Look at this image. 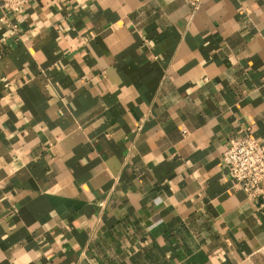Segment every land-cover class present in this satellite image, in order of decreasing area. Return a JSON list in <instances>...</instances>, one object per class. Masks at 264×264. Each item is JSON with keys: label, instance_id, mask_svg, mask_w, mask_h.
<instances>
[{"label": "crops", "instance_id": "crops-1", "mask_svg": "<svg viewBox=\"0 0 264 264\" xmlns=\"http://www.w3.org/2000/svg\"><path fill=\"white\" fill-rule=\"evenodd\" d=\"M191 1L0 8V264H264V0Z\"/></svg>", "mask_w": 264, "mask_h": 264}, {"label": "built area", "instance_id": "built-area-1", "mask_svg": "<svg viewBox=\"0 0 264 264\" xmlns=\"http://www.w3.org/2000/svg\"><path fill=\"white\" fill-rule=\"evenodd\" d=\"M27 0H0L4 13L19 11ZM198 0H192L196 6ZM222 161L237 187L258 205L264 204V144L249 129L230 137ZM103 206V202H99Z\"/></svg>", "mask_w": 264, "mask_h": 264}]
</instances>
